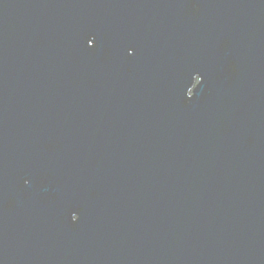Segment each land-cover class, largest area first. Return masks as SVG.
<instances>
[{
	"label": "water",
	"instance_id": "obj_1",
	"mask_svg": "<svg viewBox=\"0 0 264 264\" xmlns=\"http://www.w3.org/2000/svg\"><path fill=\"white\" fill-rule=\"evenodd\" d=\"M0 264H264V0H0Z\"/></svg>",
	"mask_w": 264,
	"mask_h": 264
},
{
	"label": "snow or ice",
	"instance_id": "obj_2",
	"mask_svg": "<svg viewBox=\"0 0 264 264\" xmlns=\"http://www.w3.org/2000/svg\"><path fill=\"white\" fill-rule=\"evenodd\" d=\"M86 43L89 45V46H93L94 43H95V37H91V38H86ZM196 82H197V85H199L201 82H202V76L200 74H197L196 76ZM190 95H194V93L190 94ZM72 220L74 221H78L81 217L78 213L76 212H73L72 213Z\"/></svg>",
	"mask_w": 264,
	"mask_h": 264
}]
</instances>
